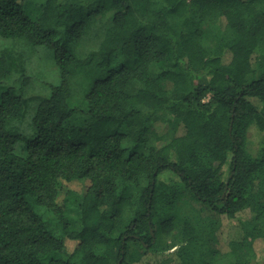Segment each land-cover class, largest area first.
I'll return each instance as SVG.
<instances>
[{"label": "trees", "instance_id": "obj_1", "mask_svg": "<svg viewBox=\"0 0 264 264\" xmlns=\"http://www.w3.org/2000/svg\"><path fill=\"white\" fill-rule=\"evenodd\" d=\"M0 37V264H264V0H0Z\"/></svg>", "mask_w": 264, "mask_h": 264}, {"label": "rangeland", "instance_id": "obj_2", "mask_svg": "<svg viewBox=\"0 0 264 264\" xmlns=\"http://www.w3.org/2000/svg\"><path fill=\"white\" fill-rule=\"evenodd\" d=\"M13 45H15V42L12 39H5L3 37H0V49L5 46H13ZM25 49L27 51L28 56L30 55L27 61V71L30 75H33L37 79H40L43 81L55 82L59 80L58 72H57V69H56V66L53 60V56H52L53 54L51 51H49L46 48H42V47L31 48V49H27V47H25ZM78 101H80V99H75L73 102L77 103ZM35 106H36L35 102L31 104L30 108L27 111L25 119L21 123H18V127L22 129H26V127L28 126V123L33 117ZM263 136H264V133L260 132L258 129H252L251 140L253 141L255 145H258V143L262 140ZM151 139L153 140V137H151ZM169 175L174 178H178L177 175L173 173H169ZM181 188H182L181 193L178 196V202L186 203V204H193V207H183L182 213L185 215H190L192 219L194 217H199V216H201L203 219L206 217L207 219H209L208 216L212 215L210 213V210L207 207L203 206L201 203L194 201L191 198L188 190L184 186H181ZM69 214L74 219L76 217V210L72 209ZM248 216H250V213L245 212L240 217L246 218ZM238 225H239V222L236 219L230 220L226 217L222 218L221 230L219 232L220 240H221L220 241L221 247L225 248L227 246V243L229 242L231 234L234 232L236 227H238ZM182 226H183V222L181 220H178L177 228L173 232V234L168 235V237L164 236V240H162L161 242L163 243L173 242L176 239L177 234H179ZM257 242L259 245L258 250L260 252L263 251L262 249L264 248V240L260 239V240H257ZM166 245L168 244L166 243Z\"/></svg>", "mask_w": 264, "mask_h": 264}]
</instances>
